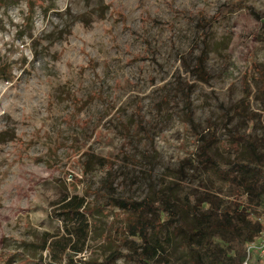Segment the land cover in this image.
<instances>
[{
    "label": "rangeland",
    "instance_id": "374dc122",
    "mask_svg": "<svg viewBox=\"0 0 264 264\" xmlns=\"http://www.w3.org/2000/svg\"><path fill=\"white\" fill-rule=\"evenodd\" d=\"M262 81L264 0H0V264H48L43 245L77 225L60 210L74 194L95 209L74 260L130 252L126 214L94 189L169 187L185 221L207 197L233 206L197 153L207 141L213 157L246 156L248 137L264 152ZM172 227L158 254L190 264Z\"/></svg>",
    "mask_w": 264,
    "mask_h": 264
},
{
    "label": "trees",
    "instance_id": "16d2710c",
    "mask_svg": "<svg viewBox=\"0 0 264 264\" xmlns=\"http://www.w3.org/2000/svg\"><path fill=\"white\" fill-rule=\"evenodd\" d=\"M206 30L207 26H204ZM195 68L202 71L199 63ZM260 92L264 93V81ZM246 145V156L225 159L210 155L207 141L200 147L198 159L232 187L234 199L233 206L226 207H220L212 198L203 199L206 205H196L191 221L183 220L186 207L176 203V195L169 187L161 197L139 200L94 189L92 193L101 202V208L117 206L126 214L123 231L130 236V239L122 238L130 252L112 253L99 264H111L119 257L133 259L138 264H168L158 254L161 245L157 234L164 223L172 225L173 231L181 234L190 264H241L245 258V245L264 228V152L250 137L246 138ZM87 204L84 196L64 197L60 210L69 219L76 220L77 225L66 229L67 235L62 241L50 239L43 245L49 253L48 264H78L74 256L82 252L88 235L87 220L80 217L95 210H90L92 207ZM36 264L45 263L38 261Z\"/></svg>",
    "mask_w": 264,
    "mask_h": 264
},
{
    "label": "built area",
    "instance_id": "2783aa9c",
    "mask_svg": "<svg viewBox=\"0 0 264 264\" xmlns=\"http://www.w3.org/2000/svg\"><path fill=\"white\" fill-rule=\"evenodd\" d=\"M245 258L241 264H248L254 256L264 257V228L258 233L257 237L245 245Z\"/></svg>",
    "mask_w": 264,
    "mask_h": 264
}]
</instances>
